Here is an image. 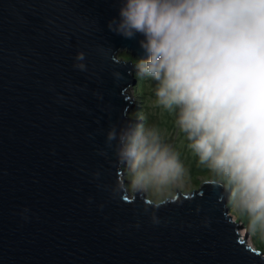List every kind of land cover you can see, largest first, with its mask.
I'll return each instance as SVG.
<instances>
[{
    "label": "water",
    "instance_id": "1",
    "mask_svg": "<svg viewBox=\"0 0 264 264\" xmlns=\"http://www.w3.org/2000/svg\"><path fill=\"white\" fill-rule=\"evenodd\" d=\"M120 7L0 0V264H264L207 183L158 209L115 191L106 134L132 119L133 60L147 59L142 35L109 29Z\"/></svg>",
    "mask_w": 264,
    "mask_h": 264
},
{
    "label": "clouds",
    "instance_id": "2",
    "mask_svg": "<svg viewBox=\"0 0 264 264\" xmlns=\"http://www.w3.org/2000/svg\"><path fill=\"white\" fill-rule=\"evenodd\" d=\"M108 27L137 33L147 59L137 77L154 82V107L175 117L187 149L227 206L264 238V0H118ZM74 67L86 71L85 53ZM106 143L124 171L116 192L160 208L190 190L181 152L145 117L110 127ZM154 222L158 223L156 217Z\"/></svg>",
    "mask_w": 264,
    "mask_h": 264
},
{
    "label": "rangeland",
    "instance_id": "3",
    "mask_svg": "<svg viewBox=\"0 0 264 264\" xmlns=\"http://www.w3.org/2000/svg\"><path fill=\"white\" fill-rule=\"evenodd\" d=\"M129 55L128 52H121L118 59L130 60L131 56ZM135 78L136 84L127 91L129 98L133 101V107L128 114L129 117L136 119L139 116H143L147 124H155L165 132L167 141L172 143L181 152V159L191 170L192 180L190 190L182 193L192 194L195 190H200L205 183L204 177L207 176L206 170L198 166L197 158L187 149V141L175 126V117L153 106L152 101L155 99L153 92L154 82L142 77H137L136 74ZM227 208L228 214L240 225L239 232L242 233L241 235L245 238L246 244L264 253V238H261L259 234L253 235L248 229L247 223L238 220L231 212V209L228 206Z\"/></svg>",
    "mask_w": 264,
    "mask_h": 264
},
{
    "label": "bare ground",
    "instance_id": "4",
    "mask_svg": "<svg viewBox=\"0 0 264 264\" xmlns=\"http://www.w3.org/2000/svg\"><path fill=\"white\" fill-rule=\"evenodd\" d=\"M235 221V220H234ZM242 234V233H241ZM243 236V235H242ZM252 247V246H251ZM253 248V247H252Z\"/></svg>",
    "mask_w": 264,
    "mask_h": 264
},
{
    "label": "trees",
    "instance_id": "5",
    "mask_svg": "<svg viewBox=\"0 0 264 264\" xmlns=\"http://www.w3.org/2000/svg\"><path fill=\"white\" fill-rule=\"evenodd\" d=\"M133 61H135V62H136L137 60H133Z\"/></svg>",
    "mask_w": 264,
    "mask_h": 264
}]
</instances>
